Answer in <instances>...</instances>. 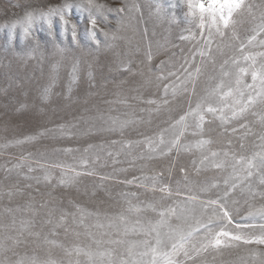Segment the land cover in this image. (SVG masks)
<instances>
[{
	"label": "rangeland",
	"instance_id": "obj_1",
	"mask_svg": "<svg viewBox=\"0 0 264 264\" xmlns=\"http://www.w3.org/2000/svg\"><path fill=\"white\" fill-rule=\"evenodd\" d=\"M68 2L74 5L68 19L71 24L76 25L75 38L71 24L66 27L59 17L52 18L51 28L47 21L35 20L28 37L23 31V18L28 11L47 10L49 7L64 4L65 0H0V244L4 246L0 248L2 264H17L18 261L29 264L32 258L53 257L49 243L41 249L44 247L41 243L47 237L46 226L56 224L62 210L76 213V219L80 220L77 205L86 212L82 223L84 225L94 222L101 224L105 220L103 217L111 211L129 212L131 216L139 214L129 211L130 206L145 209V216L151 221L149 224H157L161 219L159 212L167 208H176L177 212L192 209L194 218L183 220L194 225L195 219L201 216L202 203L218 200L223 196L227 187L224 181L231 183L236 175L231 166L217 169L208 162L201 164L199 161L202 153L194 147L197 140H211L210 147L213 151L229 152L230 157L232 153L237 157H251L253 153L261 150L260 136L264 135V124L260 117L264 116V103L259 100L243 117L231 119L226 125H221L219 119L209 116L202 133L194 134L196 130L190 120L182 137V143L191 147L189 151H173L161 155L151 151L147 141L149 138L155 140L161 133H164L166 139L170 138L174 131L171 125L205 97H208L213 106H222L220 100L215 96H208V93L221 80L226 84L232 82V77L222 75L221 66L224 61H228L224 65L225 69H232V59H237L241 66H246L242 57L251 54L256 56L257 67L264 63V56L259 55L264 53V45L259 43L264 40V35L257 37V42L245 47L243 52L238 47L241 41L247 45L248 38L259 23L260 13L264 11V0H247L253 6L252 13L255 18L247 12L235 17L238 21L235 33L239 40L233 38L232 29H228L223 37L214 33L210 45L211 55L204 57L199 52L206 48L209 21L206 19L204 28L199 27L187 15L185 0H97V3L108 9L125 5L128 7L124 13L105 11L106 20L97 17L99 27L95 30V39L92 37L89 12L75 6L82 3V0ZM13 24L16 25L15 28ZM104 32L116 35L117 39L105 37ZM182 36L189 38L181 39ZM97 40L100 41L99 46ZM149 46L153 53L151 61L146 56ZM129 60L131 73L117 71L121 63ZM162 61L165 62L163 65ZM74 65L77 67L75 75L78 77L75 82L72 80ZM196 68L201 70L198 78L188 83L185 89L182 82ZM89 70L94 73L93 80H89ZM161 72L165 75L175 72L176 76L157 82L155 77ZM149 80L151 83L147 82ZM121 81L124 83L121 84ZM244 83H252L250 75L244 78ZM165 84H175L181 90L176 96L171 91L165 96ZM49 85H52L51 96L45 100L41 93ZM244 91L247 95L250 90ZM118 97H128V104L115 102ZM150 99L161 104L167 99L169 103L155 111L154 105L146 103ZM100 115L105 119L113 117L122 121L127 118L134 123L129 124L123 133L109 132L101 130L102 123L97 119ZM138 118H142L141 121ZM95 121L100 125L93 123ZM93 124L96 126L92 127ZM242 124H246L247 128H242ZM60 125L67 126L68 134L60 135L52 131L44 136L38 135L45 129L54 130ZM233 128L236 129L235 132L232 131ZM28 136L38 138L24 144L15 143L16 140ZM112 141L133 142L131 154H128L127 149L121 151V144H113ZM90 145L95 147L87 154L89 164L85 168L79 164V160ZM66 149L73 151L67 152ZM108 151L114 155L108 156ZM95 153H99V160L95 159ZM116 153L119 155H115ZM17 163L23 166L19 169L13 168ZM53 164L71 165L81 173L94 171L95 174H82L75 184L65 187L58 184L62 169L51 167ZM29 166L35 171L29 172ZM45 172L52 175L51 182L43 181ZM237 172L238 186L227 198L233 223L216 221L212 228L258 235V226L264 224V219L259 215L249 216L248 212L264 206V197L250 195L247 188L249 182L240 179L243 173L239 172V166ZM157 173L163 175L157 176ZM25 177H41V182L37 183L35 179ZM153 177L156 179L153 180ZM133 178H136L133 183H123ZM251 182L255 192L264 191V185L258 183L256 176L251 178ZM29 184L32 185L31 188L26 187ZM153 185L156 190H153ZM165 185L171 190V195L159 191ZM49 192L52 193L51 196L48 195ZM192 197L195 199H191ZM149 205L155 207L156 211H152ZM208 211L211 212V209ZM48 219L53 223L48 224ZM68 219L66 226H72L75 232L81 233L83 227L74 224L71 216ZM106 220L108 224L115 223L114 220ZM170 221L174 222L175 217H170L168 222ZM28 222H31L30 231L33 235L24 230L23 225ZM237 225L241 227L237 228ZM246 225L257 227H244ZM60 228L62 227H57ZM162 230L169 234L172 228L166 229L163 226ZM91 231L96 237L83 236L87 241L93 242V247L94 243L101 240L98 235L102 232L99 229ZM204 231L201 228L200 232L193 233L192 242L197 243ZM112 234L116 237L118 231L112 230L105 238L108 235L114 237ZM66 238L71 243H78L81 237ZM16 240L20 242L15 243ZM169 247L170 251L171 246ZM115 248V253L117 250L121 253L120 247ZM146 257H143L145 261L149 259ZM81 259L87 260L86 257ZM44 260L42 264L48 261ZM59 262L69 264L65 257ZM186 264H264V245L233 242L231 247L210 248Z\"/></svg>",
	"mask_w": 264,
	"mask_h": 264
},
{
	"label": "snow or ice",
	"instance_id": "obj_2",
	"mask_svg": "<svg viewBox=\"0 0 264 264\" xmlns=\"http://www.w3.org/2000/svg\"><path fill=\"white\" fill-rule=\"evenodd\" d=\"M187 6V15L192 18V20L196 21L199 24V27H205L206 19L209 21V31L208 37L206 41V48L200 50L199 55L201 57L210 56L211 55V43L213 42V34L219 35L223 37L226 35L228 29L233 30V38L239 40V36L235 33V26L238 23L236 16L247 12L250 15L252 13V5L247 2V0H185ZM76 7L84 8L90 14V24L92 26V37L95 39V30L99 27L98 19L99 17L101 20H106L107 17L104 15L105 11L111 12L115 11L117 13H124L127 5L125 7H120L116 9H108L105 5L97 3V0H82V3L75 5ZM74 5L68 0H65V3L57 6V7H49L47 10H39V11H28L23 18V31L26 37L31 34V28L33 22L35 20H45L47 21L49 28H51L52 18L59 17V19L63 22V24L67 27L71 24L68 16L73 9ZM132 7H135L133 5ZM131 11V8L128 9ZM159 12V9H157ZM259 23L253 29V34L248 38L247 45L241 41L239 50L243 52L244 48L252 45L254 42H257V37L264 35V11L260 13L259 16ZM119 23V22H118ZM15 24H13V28H15ZM71 30L73 38L76 36V25L71 24ZM102 30V29H101ZM105 37H109L111 40H116L117 37L114 34H110L109 32H104ZM189 37H181V39H188ZM97 45L99 46L100 41H96ZM259 43L264 45V40H260ZM111 46V45H109ZM63 51V50H61ZM260 56H264V53H260ZM148 61H151L153 53L151 51V46H149L148 52L146 53ZM245 61L246 66H241L240 61L237 59H232V69H225L224 65L228 64V61H224V65H222V75L224 77H232L231 83H225L224 80H221L215 88L212 89L208 96H215L218 100L222 102L221 105L213 106L212 103L209 102L208 97L203 98L201 101L197 102L194 107H190L189 110L181 115L178 120L175 121L171 128L174 129L170 138L166 139L164 133L158 135V137L153 140L151 138L148 139L147 143L149 149L153 152H159L161 155L170 154L173 151L179 153L181 150L189 151L190 148L188 145L182 143V137L184 136L185 132L189 127V121L193 122V126L196 130L194 134L202 133L203 126L207 121L209 116L219 119L221 125H226L229 123L231 119H237L243 117L245 113H247L259 100L261 103H264V63H261L259 67H257V60L256 56L248 55L242 57ZM162 65L165 62H161ZM187 63V61H185ZM91 67V66H90ZM183 67V66H182ZM126 71L131 73V60L127 61L126 63H121L117 67V71ZM77 71L76 65L73 66V77L72 80L75 82L78 77L75 75ZM200 68H196L194 72H189L187 78L182 83L186 86L188 83H192L196 78H198L200 73ZM142 75V73H141ZM251 76L252 83L245 84L244 78L246 76ZM169 76H176L175 72H168L166 75L161 72L160 74L156 75L155 80L157 82H162L167 80ZM89 80H93L94 73L89 70L88 72ZM151 83V81H147ZM121 84L124 82L121 81ZM51 87L49 85L42 90V98L47 100L50 99L51 96ZM244 89H249L247 95H245ZM164 93L165 96L171 94L176 96L177 93L181 90L175 84H165L164 85ZM194 90V85H193ZM139 97H132V99H138ZM121 104H128L129 99L128 97L119 98L115 101ZM146 103L155 106V111H159L160 108L164 105H167L169 101L167 99L163 100L162 104L156 100H147ZM23 107V106H22ZM227 109V112L225 111ZM230 113V115H228ZM98 120L102 122L101 130L109 131V132H120L123 133L124 129L128 127L129 124L133 123L130 120H119L118 118L108 117L105 119L103 115L97 117ZM260 121L264 124V116L260 117ZM106 125V127H105ZM96 125L93 124L92 127ZM65 125L58 126L57 129L49 130L45 129L44 131L40 132L39 136L47 135L49 132H58L60 135L68 134L66 132ZM71 127H76V125H71ZM242 128H247L246 124L241 125ZM167 131V130H166ZM225 131L227 129L225 128ZM233 132L236 131L235 128L232 129ZM250 131V129H249ZM247 134V133H246ZM38 138V136H28L23 139L16 140V144H24L26 142L34 141ZM261 145L260 151L253 153L251 157H244L240 156L237 157L235 153L230 154L229 152H220V151H213L210 147L212 141L209 139H199L197 140L194 147L198 149L202 153V159L200 161L201 164L205 162L211 163L217 169H223L225 167L231 166L233 169V173L236 174L232 182L229 183L228 180H225L224 183L227 187L224 189L223 196H221L218 200H209L206 203H202V213L200 218L195 219V223L189 224L188 231L185 232L183 230L170 232L168 234V240L171 241V250L165 251L164 245L165 240L161 238L160 235V227L163 226L168 222L170 217H176L180 219L183 214V209L181 210V215L177 214L176 208H167L163 211L159 212L160 220L157 222L155 226H152L150 229L147 230L146 234H151L152 232L156 233V240L155 244H151L148 241H145L146 250L143 252H135L134 248L135 245L129 247L127 249V256L128 259L125 258H116L115 251H108V252H101L98 255L100 256H108L109 260L107 264H186L189 260H195L196 257L200 256L203 252H207L210 248L212 249H220L221 247H231L233 246V242H243L244 244H259L264 245V224L259 225V234L255 233H245L243 231H226L223 229L214 230L212 228V224L216 221H226L227 224L233 223L232 213L227 207L228 200L227 198L229 195L234 192L237 188L236 178L238 177V166L239 172L243 173V176L240 177L242 180L248 181V192L252 196L259 195L264 197V191L255 192L252 187L251 178L256 176L258 179V183L260 185H264V135L260 136ZM113 144L120 143L121 144V151L127 149L128 154H131V149L133 147V142L131 141H112ZM139 143V142H137ZM229 143H231L229 141ZM95 146L90 145L89 148L85 149V154L81 156L79 160V164L84 166L85 168L89 164V151ZM103 149V146H100ZM243 147V145H241ZM65 151L71 152L72 149H66ZM108 156H113L114 153L111 151L107 152ZM115 155H119L116 153ZM229 157L231 159V163H229ZM95 159L99 160L100 156L99 153H95ZM23 165L17 163L13 165V168L19 169ZM51 167H56L62 169V174L58 180V184L65 187H70L75 184L78 178L82 174L86 175H94V171H87L85 173H81L77 171L76 168L72 167L71 165H62V164H53ZM7 171L11 172L12 169H7ZM29 172L35 171L34 168L29 166ZM181 171H185L181 169ZM171 172V169H169ZM163 173H157V176H162ZM26 179H35L37 183L41 182V177H25ZM52 175L49 172H45L44 176L42 177L43 181L51 182ZM103 179V178H102ZM136 178L133 180L123 181V183L131 184L134 182ZM153 180L156 177L152 178ZM187 179V176H185ZM143 186V185H141ZM216 185H213L215 187ZM26 187L31 188L32 185H26ZM153 190L155 189V185H153ZM208 189H203V191H207ZM19 191V189H17ZM39 191V189H37ZM159 191L165 192L168 195H171V190L165 185L159 188ZM12 193L10 192L9 195ZM49 196L52 195L51 192L48 193ZM135 195V194H133ZM191 199H195L192 197ZM223 201V202H222ZM233 203H236L233 201ZM45 205H41L44 207ZM148 207L151 208L152 211H156V208L149 205ZM77 209L80 216V223H83V217L85 215L83 209H80L77 205ZM211 209V212L208 211ZM129 211H134L136 213H140L145 209H142L139 206H130ZM249 216H256L259 215L262 219H264V206L260 208H253L248 212ZM69 216L73 219L76 218V213H68L65 211H61V215L59 216L58 220L56 221L55 227H65L68 221ZM121 220H125L126 218L121 216ZM48 224H52L53 221L48 219L46 221ZM139 224V221L136 222ZM24 230L28 232L29 235H33L30 231L31 222L25 223L23 225ZM103 227V225H100ZM111 227V225H110ZM241 226L237 225V228ZM244 227L247 228H256V225H246ZM201 228L205 231L202 237L199 239L197 243H193L191 237L193 233L200 232ZM133 232L137 231L136 227L131 229ZM140 230H143L141 228ZM128 229L125 227L124 233L127 234ZM23 234V233H21ZM35 235H39V233H35ZM19 240H16L15 243H19ZM52 243L51 241H49ZM113 244H122L124 241L116 239L110 241ZM4 246L0 244V248ZM75 252L79 254H83L88 257L90 261H94V257L97 253H93L92 251H85L81 248H76ZM72 253L69 252V255ZM149 257L147 261L143 259V257ZM183 257L184 259H181ZM2 264V262H0ZM17 264H24L23 261H18ZM29 264H37L35 260L29 262ZM49 264H54V262H49Z\"/></svg>",
	"mask_w": 264,
	"mask_h": 264
},
{
	"label": "bare ground",
	"instance_id": "obj_3",
	"mask_svg": "<svg viewBox=\"0 0 264 264\" xmlns=\"http://www.w3.org/2000/svg\"><path fill=\"white\" fill-rule=\"evenodd\" d=\"M27 103V102H25ZM28 104V103H27ZM30 105V104H29ZM30 107V106H28ZM94 107V106H93ZM23 108V107H22ZM63 109V108H61ZM97 109V108H96ZM95 109V110H96ZM105 109V108H104ZM11 110V109H10ZM15 110V109H14ZM21 111H23V109H20ZM9 111V110H8ZM60 111V110H59ZM118 112V111H117ZM46 113V112H45ZM120 113V112H119ZM123 113V112H122ZM47 114V113H46ZM50 114V113H49ZM67 114V113H66ZM64 114V115H66ZM137 114V113H136ZM121 115V113H120ZM124 115V114H123ZM47 116V115H46ZM127 116V115H126ZM138 116V115H137ZM52 117V116H51ZM122 117V116H121ZM128 117V116H127ZM141 117V116H140ZM126 118V117H125ZM134 118V117H132ZM151 118V117H150ZM141 119L142 118H138ZM127 120V118H126ZM135 120V119H134ZM144 120H147V119H144ZM143 120V121H144ZM150 120V119H149ZM122 121V120H121ZM131 121V119H130ZM138 121V120H137ZM160 122V120H159ZM95 123L96 125L99 124L98 121H95L93 122ZM102 123V122H101ZM134 123V122H133ZM145 123V122H144ZM81 124V123H80ZM100 125V124H99ZM136 125H138L136 123ZM142 127V126H141ZM88 128V127H86ZM1 136V135H0ZM191 148V147H190ZM196 150V149H195ZM194 151V150H193ZM195 152V151H194ZM189 153V152H188ZM197 153V152H195ZM157 154V153H156ZM183 154V153H182ZM185 154V153H184ZM200 154V153H199ZM192 155V154H191ZM200 156V155H199ZM202 156V155H201ZM194 157V156H193ZM195 159V158H194ZM200 162V161H199ZM194 164V163H193ZM196 164L199 165V163L197 162ZM130 197V196H129ZM124 198V197H123ZM128 207V206H127ZM117 210V209H116ZM11 212V211H10ZM85 212V211H84ZM116 212V211H115ZM114 211H111V213L109 215H106L104 216L103 218L105 219L104 221L101 222V224L99 222H94V223H86L85 225L80 223V220L78 219H74L75 223L74 224H77V225H80L83 227V229L81 228V233H78V232H75L73 229H72V226H65V227H62L60 229H57V227H55V224H52V225H47L46 226V234H47V237L46 238H41L43 239V242L41 243L42 245H44L43 248L41 249H44L46 247V244L49 243L50 246H52V251L54 253L53 257H41V258H32V260H35L37 262V264H42V261L44 259L48 260L46 261L45 263L46 264H49V259H50V262H54V264H59L58 261H61L63 257L66 258V260L69 261V264H107V261L109 260V257L108 256H100L98 255L99 253L101 252H108V251H115V246L116 247H120V251L121 253H118L119 250H117L115 253L116 255V258L119 259V258H125V259H128L129 257L127 256V249L133 245H135V248H134V251L135 252H143L146 250V245H145V241H148L149 243L151 244H155V240H156V233L155 232H152L150 235L149 234H146L147 230L150 229L152 226H155L156 224H149V222L151 221H148L147 220V216H145V212L144 211H141L139 214H133L134 216H131V214H128L127 213H122V212H118V213H115ZM86 213V212H85ZM193 214V216H191V214ZM43 214V213H42ZM178 215H181V211L178 210L177 212ZM48 215V214H47ZM123 216L125 217L126 219L125 220H121L120 217ZM37 217V216H36ZM70 217V216H69ZM94 217V216H93ZM52 218V217H51ZM58 218V217H57ZM106 218L110 221H115V223H111V224H108ZM183 218H194V212L191 210H183V214H182V217L180 219H177L175 217V221L174 222H168L166 224H164L163 226L167 229L168 227H171L172 230L171 232H173V230L175 231H180V230H183L185 232H187L189 229H188V226L189 224H193L192 222L190 221H187V220H183ZM9 219V218H8ZM19 219V218H18ZM86 219V218H85ZM42 220V219H41ZM56 220V218H55ZM69 220V219H68ZM72 220V219H71ZM70 220V221H71ZM183 220V221H182ZM6 221V220H5ZM29 221V220H28ZM36 221V220H35ZM95 221V220H94ZM101 221V220H100ZM139 221V224H136V222ZM183 223V224H179V222ZM77 222V223H76ZM93 222V221H92ZM177 222V223H176ZM33 224V223H32ZM136 224V225H135ZM43 225V224H42ZM68 225V224H67ZM70 225V224H69ZM100 225H103V227H100ZM111 225V228H108L110 227ZM19 226V225H18ZM163 226L160 227L159 231H160V235H161V238L165 240V245H164V250L165 251H169L170 247L169 245L171 246V241L168 240V234H165L162 230ZM125 227H127L128 229V232L127 234L124 233V229ZM133 227H136L137 228V231L133 232L131 229ZM56 228V229H55ZM141 228H143V230H140ZM2 229V228H1ZM5 229V228H4ZM95 230V229H99L101 230L100 233L98 236L100 237V241H96L97 243H94L91 247V244L93 242L91 241H87L85 239V236H88L89 238L91 237H96L94 236L95 233H93L91 230ZM113 231H118V235L115 237L114 234H112L114 237H112L111 235H108L109 237L108 238H105L107 233H110ZM43 231V230H42ZM2 232V231H1ZM170 232V231H169ZM174 234V232H173ZM72 239H76V237H81L79 242L77 243H71L70 241H68V239L66 237H70ZM202 236V235H201ZM66 238V240H65ZM198 238V237H197ZM116 239H119V240H122L124 241V243L122 244H113V243H110V241L112 240H116ZM194 240H196L194 237H193ZM2 240V239H1ZM89 240V239H88ZM91 240V239H90ZM96 240V239H95ZM49 241H51L52 243H50ZM93 241V240H92ZM5 242V241H4ZM139 244H142L144 245L143 247H140L138 246ZM39 245V244H38ZM87 245H89L91 248H89ZM40 246V245H39ZM140 248H138V247ZM76 248H81V249H84L85 251H92L93 253H97V255L94 257V261H90L88 259L87 256L83 255V254H77L75 252V249ZM69 252H71L72 254L69 255ZM215 256V255H214ZM38 257V256H37ZM86 257L87 260L85 259H81V258H84ZM119 257V258H118ZM146 257V256H145ZM49 258V259H47ZM147 258V257H146ZM149 258V257H148ZM36 259H39V260H36ZM43 259V260H41ZM30 260V259H29ZM146 260V259H145ZM45 261V260H44ZM44 263V264H45ZM61 264V263H60Z\"/></svg>",
	"mask_w": 264,
	"mask_h": 264
}]
</instances>
